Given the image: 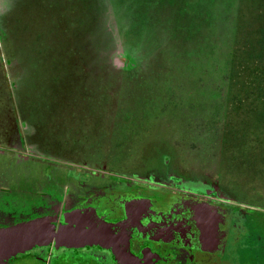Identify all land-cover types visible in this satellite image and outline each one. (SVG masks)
<instances>
[{
  "label": "rangeland",
  "instance_id": "374dc122",
  "mask_svg": "<svg viewBox=\"0 0 264 264\" xmlns=\"http://www.w3.org/2000/svg\"><path fill=\"white\" fill-rule=\"evenodd\" d=\"M0 22V225L57 185L149 181L264 220V0H7Z\"/></svg>",
  "mask_w": 264,
  "mask_h": 264
},
{
  "label": "flooded vegetation",
  "instance_id": "af4514ba",
  "mask_svg": "<svg viewBox=\"0 0 264 264\" xmlns=\"http://www.w3.org/2000/svg\"><path fill=\"white\" fill-rule=\"evenodd\" d=\"M149 183H131L129 190H120L122 194L147 196L151 201L149 209L141 212L129 229V251L133 257L129 263L119 262L111 248L93 244L78 248L37 246L34 248L44 247L41 256L39 249L31 253L32 248L5 264L12 260L15 261L11 264H264V220L242 214L240 208L220 196L217 188L190 185L181 192L176 186ZM57 186L51 197L30 212L40 210L41 216L57 213V225L64 212L76 207L94 209L110 222L127 218L128 206L124 202L113 203L102 189L85 193L76 187ZM56 198L62 201L61 205L48 214L47 210L55 207ZM215 210L221 213L216 220L207 215ZM63 248L67 251L61 252ZM99 250H108L110 255L103 256Z\"/></svg>",
  "mask_w": 264,
  "mask_h": 264
},
{
  "label": "water",
  "instance_id": "95a60500",
  "mask_svg": "<svg viewBox=\"0 0 264 264\" xmlns=\"http://www.w3.org/2000/svg\"><path fill=\"white\" fill-rule=\"evenodd\" d=\"M109 200L128 206L125 220L110 222L94 209L76 207L64 212L58 225L55 223L57 213L0 225V264L37 246L78 248L93 244L111 248L119 262L129 263L133 259L129 251V229L140 218L141 212L149 209L151 201L131 192L122 194L119 190L112 191ZM207 215L215 220L221 218V213L216 210Z\"/></svg>",
  "mask_w": 264,
  "mask_h": 264
},
{
  "label": "clouds",
  "instance_id": "9594fccd",
  "mask_svg": "<svg viewBox=\"0 0 264 264\" xmlns=\"http://www.w3.org/2000/svg\"><path fill=\"white\" fill-rule=\"evenodd\" d=\"M107 16V14H106ZM2 22H0V27H2ZM108 29L110 32H112V37L114 41V48L112 50L111 56H110V63L112 64V67L116 69H121L122 67L126 66L127 61L130 60V57L127 54V50L120 47L119 41H120V31L118 23L114 16H112L111 20L108 23ZM119 52L120 55L116 56V53ZM112 57H115V59H112ZM116 59H119L120 63L117 64L115 61Z\"/></svg>",
  "mask_w": 264,
  "mask_h": 264
},
{
  "label": "snow or ice",
  "instance_id": "6c2138e0",
  "mask_svg": "<svg viewBox=\"0 0 264 264\" xmlns=\"http://www.w3.org/2000/svg\"><path fill=\"white\" fill-rule=\"evenodd\" d=\"M7 0H0V10H3L6 7Z\"/></svg>",
  "mask_w": 264,
  "mask_h": 264
}]
</instances>
